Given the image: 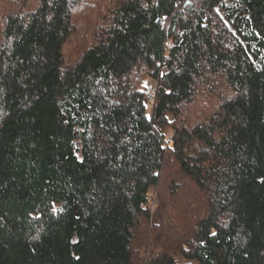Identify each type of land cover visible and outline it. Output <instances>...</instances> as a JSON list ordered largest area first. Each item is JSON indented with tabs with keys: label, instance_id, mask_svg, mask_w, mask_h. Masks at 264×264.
<instances>
[{
	"label": "trees",
	"instance_id": "1",
	"mask_svg": "<svg viewBox=\"0 0 264 264\" xmlns=\"http://www.w3.org/2000/svg\"><path fill=\"white\" fill-rule=\"evenodd\" d=\"M225 1L0 0V264H264V0Z\"/></svg>",
	"mask_w": 264,
	"mask_h": 264
},
{
	"label": "rangeland",
	"instance_id": "2",
	"mask_svg": "<svg viewBox=\"0 0 264 264\" xmlns=\"http://www.w3.org/2000/svg\"><path fill=\"white\" fill-rule=\"evenodd\" d=\"M90 3L86 4L85 2H81L77 5L76 9V20L77 23L80 25L81 29L88 30L91 26L96 25L98 22H103V17L106 15V10L103 0H89ZM226 6H238L237 0H227L225 1ZM217 11L224 17L225 12L221 8H217ZM231 27L230 23L227 22ZM85 37L83 34L80 36H76L72 38L67 45L65 46V57L68 64H74V62L80 56V52L84 48ZM88 45V44H87ZM156 84V80L151 78L150 76H146L141 82V89L144 91L145 95L147 93H152ZM217 91L220 92V96L226 94L227 92L224 90V86L220 85L217 88ZM219 100V99H218ZM169 133V128L167 130ZM164 182L160 181L157 186L151 187L149 190L150 198H149V229H155L156 233L158 231H165L167 235H159L162 237L164 241V246L170 245V250L174 247H178L179 242L182 241L180 235L176 237L173 235L178 232L177 227L171 219H168L167 214L165 213L167 210V204L171 203L174 199V191L173 185L169 183L166 184L167 178L164 176ZM161 226H164V230H160ZM155 237H152L151 240L144 242V243H137L135 244V250L138 252L139 261L143 264L147 258L153 253H157L162 248L161 243L155 241ZM174 242L172 244L171 242ZM157 240V239H156ZM173 253L177 254V250H173ZM179 259V257H178Z\"/></svg>",
	"mask_w": 264,
	"mask_h": 264
},
{
	"label": "built area",
	"instance_id": "3",
	"mask_svg": "<svg viewBox=\"0 0 264 264\" xmlns=\"http://www.w3.org/2000/svg\"><path fill=\"white\" fill-rule=\"evenodd\" d=\"M145 97H146V99H147L149 102L153 101V94H152V93H147V94L145 95ZM165 143H168V140H166Z\"/></svg>",
	"mask_w": 264,
	"mask_h": 264
}]
</instances>
